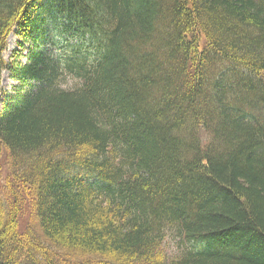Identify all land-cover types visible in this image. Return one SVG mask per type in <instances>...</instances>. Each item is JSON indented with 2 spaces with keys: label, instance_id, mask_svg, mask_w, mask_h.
Returning <instances> with one entry per match:
<instances>
[{
  "label": "trees",
  "instance_id": "16d2710c",
  "mask_svg": "<svg viewBox=\"0 0 264 264\" xmlns=\"http://www.w3.org/2000/svg\"><path fill=\"white\" fill-rule=\"evenodd\" d=\"M4 71L0 264H264V0H0Z\"/></svg>",
  "mask_w": 264,
  "mask_h": 264
},
{
  "label": "rangeland",
  "instance_id": "374dc122",
  "mask_svg": "<svg viewBox=\"0 0 264 264\" xmlns=\"http://www.w3.org/2000/svg\"><path fill=\"white\" fill-rule=\"evenodd\" d=\"M15 41H16V37L13 34H10L7 37V51L5 53H3V55H2L5 61L9 58L10 53L12 52V49L15 48ZM7 75L8 74L6 71L1 73L0 86H1L2 90L9 92L11 87L14 85V83L8 78ZM9 170H10V166L7 164V160H5V157L4 158L0 157V190L1 191L6 190L9 193H12V191H13L12 194L16 195V197L18 198V204H17L18 208H19L18 213L22 217V216H24L23 215L25 213L24 208H26L25 204H27L28 200L25 199V200H23V203H21L22 202L21 195L17 194L16 192L22 193L23 190H18V189L14 190L13 188L7 186L8 179H9L8 178V171ZM8 198L11 200L9 195H8ZM20 204H21V207H20ZM28 223H29V221H28ZM177 251H178V249L176 250L175 245L172 244L171 242L166 243L164 245V254H166V256H168V257H172V258L176 257Z\"/></svg>",
  "mask_w": 264,
  "mask_h": 264
}]
</instances>
